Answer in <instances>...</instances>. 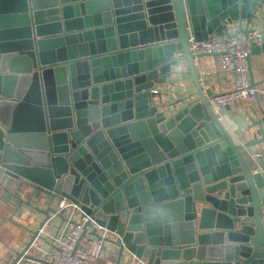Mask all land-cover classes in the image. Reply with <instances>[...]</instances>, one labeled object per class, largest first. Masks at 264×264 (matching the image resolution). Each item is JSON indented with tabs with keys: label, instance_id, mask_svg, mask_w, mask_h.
<instances>
[{
	"label": "water",
	"instance_id": "1",
	"mask_svg": "<svg viewBox=\"0 0 264 264\" xmlns=\"http://www.w3.org/2000/svg\"><path fill=\"white\" fill-rule=\"evenodd\" d=\"M263 6L0 0V187L33 200L40 227L61 200L76 204L109 232L100 258L112 264H264L262 158L250 153L264 116L243 130L219 121L188 50L256 25L250 54L263 52ZM181 62L195 90L163 106L155 86ZM35 234L4 264L43 263L25 254Z\"/></svg>",
	"mask_w": 264,
	"mask_h": 264
},
{
	"label": "crops",
	"instance_id": "2",
	"mask_svg": "<svg viewBox=\"0 0 264 264\" xmlns=\"http://www.w3.org/2000/svg\"><path fill=\"white\" fill-rule=\"evenodd\" d=\"M260 16L264 17V6L262 7ZM255 26L251 27V30H257ZM248 67L252 86L260 91L264 87V51L250 54ZM173 71L179 72V74L169 80L166 86H155V90L161 93V103L163 106L183 100L195 90L191 74L188 72L185 62H181L179 67ZM195 71L200 78L201 85L204 89H210L213 96L232 89V74L219 73L216 69V60L212 56H204L195 63ZM222 113L223 119L227 120L233 129L243 130L251 124V121H256V119L262 120L264 116V95L259 92L254 102L246 100L232 102L223 109ZM261 123L264 130V121ZM256 130H258V126L250 134L255 133ZM250 153L252 156L260 154V158H262L261 166L257 168V171H260V175H262L264 180V143L252 147ZM259 193L264 197V188L260 189ZM39 207L40 209H44L43 206ZM53 208L55 210L56 205ZM44 220L45 216L33 208V200L30 206L20 204L0 187V264H4L15 252H21ZM63 222V219L59 217H55L50 221L46 229L49 239L46 237L38 244L41 250L49 247L52 241L51 238L56 236L57 232L59 233L68 227ZM30 254L31 257L43 259L42 251L36 252L32 250ZM27 264L33 263L27 262ZM97 264L112 263L102 257L99 258Z\"/></svg>",
	"mask_w": 264,
	"mask_h": 264
},
{
	"label": "built area",
	"instance_id": "3",
	"mask_svg": "<svg viewBox=\"0 0 264 264\" xmlns=\"http://www.w3.org/2000/svg\"><path fill=\"white\" fill-rule=\"evenodd\" d=\"M235 28L233 27L227 36L214 37L202 43L195 42L193 38L189 39L188 50L193 56L194 63H197L202 55L216 54L217 71L230 73L233 76L232 89L212 96L208 100V106L219 121L223 119V109L230 103L238 100L254 102L259 92L264 95V87L259 91L252 86L247 61L252 46L262 44V35L255 29L250 30L246 35L241 33L233 35ZM153 92L158 93V90ZM259 155L251 158L257 159ZM58 216L65 219L63 223L68 227L57 232L56 236L51 238L49 247L41 250L38 244L46 237L49 239L46 229L50 221ZM86 224L88 226L85 230ZM92 231H95L98 237L94 236ZM106 237H109V232L99 226L95 219L82 213L76 204L63 199L56 205L49 220L36 230L25 254L31 256L32 250L43 252V263L32 262L33 264H97L100 254L107 247ZM133 264L141 263L137 261Z\"/></svg>",
	"mask_w": 264,
	"mask_h": 264
}]
</instances>
